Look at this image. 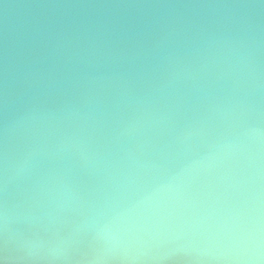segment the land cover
Here are the masks:
<instances>
[{
    "label": "water",
    "instance_id": "water-1",
    "mask_svg": "<svg viewBox=\"0 0 264 264\" xmlns=\"http://www.w3.org/2000/svg\"><path fill=\"white\" fill-rule=\"evenodd\" d=\"M0 264H264V0H0Z\"/></svg>",
    "mask_w": 264,
    "mask_h": 264
}]
</instances>
